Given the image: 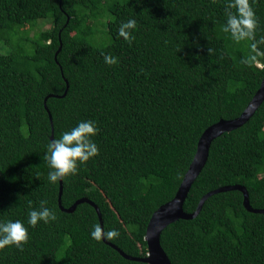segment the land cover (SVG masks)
<instances>
[{
	"label": "trees",
	"instance_id": "1",
	"mask_svg": "<svg viewBox=\"0 0 264 264\" xmlns=\"http://www.w3.org/2000/svg\"><path fill=\"white\" fill-rule=\"evenodd\" d=\"M224 6L225 0H0V219L21 220L29 234L22 248L0 249V264H146L91 237L100 222L88 203L71 213L59 208V181H48L44 159L52 135L44 101L52 95L46 107L53 138L81 120L94 119L99 128L98 155L62 179V207L94 203L103 229L120 233L107 241L145 258L148 222L174 197L200 136L239 117L264 77V45L257 55L247 40L225 33ZM253 7L259 38L264 0ZM106 13L108 42L95 45ZM130 18L137 27L125 41L118 28ZM42 20L51 26L38 28ZM106 54L117 63H105ZM250 54L256 59L242 63ZM235 185L246 188L252 208L264 209V101L241 127L212 141L183 210L192 213L209 192ZM41 200L56 220L32 227L28 212ZM160 245L171 264H264V213L246 211L240 191L216 193L195 218L165 227Z\"/></svg>",
	"mask_w": 264,
	"mask_h": 264
},
{
	"label": "clouds",
	"instance_id": "2",
	"mask_svg": "<svg viewBox=\"0 0 264 264\" xmlns=\"http://www.w3.org/2000/svg\"><path fill=\"white\" fill-rule=\"evenodd\" d=\"M255 0H225L223 31L230 33L236 42L247 40L251 53L262 54L259 46L264 45V35L257 38L258 17L253 7ZM137 27L134 18L122 21L118 28V36L125 41L133 39V31ZM213 49L208 48L211 53ZM256 59V55L242 58V63L248 64ZM105 63H117V57L106 54ZM260 64V63H258ZM257 64V65H258ZM99 128L94 119L81 120L70 130L63 131L60 137L49 139L46 145L44 159L47 161L49 171L47 179L56 183L66 176L76 173L78 164L86 163L99 153V147L93 137ZM46 201H40L39 208H31L28 212L27 224L35 227L39 222L49 223L56 220L55 212L46 207ZM96 240L112 239L120 235L119 231L111 228L105 231L100 224H95L90 232ZM29 239L28 228L19 220L0 219V249L6 246L22 248Z\"/></svg>",
	"mask_w": 264,
	"mask_h": 264
},
{
	"label": "water",
	"instance_id": "3",
	"mask_svg": "<svg viewBox=\"0 0 264 264\" xmlns=\"http://www.w3.org/2000/svg\"><path fill=\"white\" fill-rule=\"evenodd\" d=\"M69 18H67L68 22ZM61 50V42L59 45V48L57 52L55 53V61L57 63V55ZM67 90V89H66ZM65 90V93H66ZM65 93L62 95L64 96ZM52 97V95L48 96L47 98ZM44 101V107L46 111L48 112L49 116V121L51 124L52 128V135L50 139H53V125H52V117L46 107V100ZM264 101V77L261 81L259 89L256 91L244 111L241 113L239 117L233 120L225 121V120H220L219 122L211 125L208 127L200 136L198 143H197V148L196 152L193 156V159L174 195V197L168 201L167 203L161 205L154 213L152 214L147 228H146V233H145V241L147 243V256L142 259H137V258H132L126 254H124L121 250H119L116 246L113 244L109 243L107 240L102 239L103 242L116 250L124 259L126 260H131V261H140L144 262L146 264H171L170 260L168 259L166 253L162 249L160 245V236L162 231L164 230L165 227L169 226L170 224L176 222L177 220H191L195 218L202 206L204 201L220 192H225V191H231V190H237L240 191L243 195V206L246 209V211L250 213H264V209H254L250 206L249 203V197H248V192L246 188L240 186V185H235L232 187H223L217 190H214L212 192H209L205 196H203L199 203L198 206L196 207L195 211L192 213H186L183 210V205L184 202L187 198L188 192L195 181L196 177L198 174L201 172L203 169L204 165L207 162L208 155H209V149L212 141L222 135L225 132H230L232 130H235L239 127H241L244 123H246L249 118L254 114V112L257 110V108L261 105V103ZM62 180L59 181V192H58V206L61 209V211L66 212V213H71L75 210L76 206L81 203H88L90 206H92L98 216L99 222L101 227L103 228V222L101 218V214L99 211V208L92 202H90L87 199H80L76 201L70 208L64 209L61 205V195H62Z\"/></svg>",
	"mask_w": 264,
	"mask_h": 264
},
{
	"label": "rangeland",
	"instance_id": "4",
	"mask_svg": "<svg viewBox=\"0 0 264 264\" xmlns=\"http://www.w3.org/2000/svg\"><path fill=\"white\" fill-rule=\"evenodd\" d=\"M109 14L106 13L100 21L97 22V28H96V34L93 38H91V42L95 45H105L108 42V37H107V26L106 22L108 20ZM49 20V19H47ZM51 26L50 23L46 21H40L38 28L40 29H48ZM27 29V27L23 28ZM37 29H35L36 31ZM34 31L31 32L30 35H33Z\"/></svg>",
	"mask_w": 264,
	"mask_h": 264
},
{
	"label": "built area",
	"instance_id": "5",
	"mask_svg": "<svg viewBox=\"0 0 264 264\" xmlns=\"http://www.w3.org/2000/svg\"><path fill=\"white\" fill-rule=\"evenodd\" d=\"M257 66H258V67H260V68L262 67V65H261V64H258Z\"/></svg>",
	"mask_w": 264,
	"mask_h": 264
}]
</instances>
